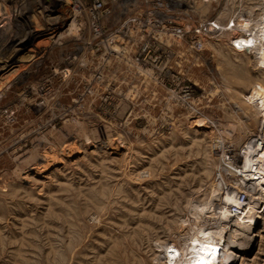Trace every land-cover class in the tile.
<instances>
[{
  "label": "rangeland",
  "instance_id": "1",
  "mask_svg": "<svg viewBox=\"0 0 264 264\" xmlns=\"http://www.w3.org/2000/svg\"><path fill=\"white\" fill-rule=\"evenodd\" d=\"M244 5L264 28V0ZM68 19L0 0V264H264V182L248 179L264 167V35L169 45L145 75L84 59Z\"/></svg>",
  "mask_w": 264,
  "mask_h": 264
},
{
  "label": "built area",
  "instance_id": "2",
  "mask_svg": "<svg viewBox=\"0 0 264 264\" xmlns=\"http://www.w3.org/2000/svg\"><path fill=\"white\" fill-rule=\"evenodd\" d=\"M54 1L67 9L70 24L73 19L83 29L84 59H93L95 55L101 60L117 57L145 75L148 66L166 56L169 45H183L192 56H197L206 40L217 43L222 33L230 34L223 43L237 51H251L257 45L256 39L250 40L255 32L244 0H225L218 12V0ZM254 1L258 11L263 0ZM199 2L211 4L216 13L199 16ZM246 38L247 43L243 40ZM93 76V81L98 82L101 73L95 72ZM90 82L87 80L88 86H92Z\"/></svg>",
  "mask_w": 264,
  "mask_h": 264
},
{
  "label": "bare ground",
  "instance_id": "3",
  "mask_svg": "<svg viewBox=\"0 0 264 264\" xmlns=\"http://www.w3.org/2000/svg\"><path fill=\"white\" fill-rule=\"evenodd\" d=\"M262 23H263V27H264V17H263V21H262ZM264 35V28H261V27H259L258 28V30L256 31V33H255V35L254 36H251L250 37V40H252V41H255V39L258 37V35ZM244 40V42L245 43H247V41H248V38H246V39H243ZM262 45V47H258V48H256V50H258L259 51V53H260V56L261 57H264V47H263V44H261ZM260 48H261V51H260ZM253 91V90H252ZM261 96V95H260ZM249 97V96H248ZM250 97H254L253 96V94L251 93V95H250ZM259 97V96H258ZM259 138L260 137H258L257 139H256V148H259L260 149V146L263 144V142H260V140H259ZM254 140V139H253ZM262 141V140H261ZM255 143V142H254ZM253 148V147H252ZM259 149H257V151L259 152ZM262 149V148H261ZM252 152H253V150H252ZM262 152V151H261ZM258 154H260V153H258ZM264 155V154H263ZM251 157V156H250ZM238 158V157H237ZM262 158V157H261ZM262 162H263V160H261ZM255 162V161H254ZM261 163V162H260ZM256 164V163H255ZM261 165H263L262 163H261ZM253 166V165H252ZM250 168H252V167H250ZM251 170V169H250ZM264 167L263 168H261V173H260V175L259 176H253V177H250L249 176V178L248 179H259V180H257L258 182L259 181H263L264 182ZM246 171V170H245ZM247 171H249V170H247ZM244 174H246V173H244ZM251 183V182H250ZM261 184H263L262 182H261ZM214 198V197H213ZM209 202V201H208ZM233 202V201H232ZM256 204V203H255ZM260 206V205H259ZM247 207V208H246ZM246 207H245V211H246V215L244 214V216H246L245 218H241L240 216V220L237 222V223H234V222H232L231 224H230V220H232V219H226L227 221H225L226 222V224H227V228L228 227H232V226H235V228H239V229H241V228H243L242 227V224L244 223V222H246V221H248L249 219H250V217H251V215L253 214V210H255V209H253V208H255L256 207V205H255V207H253V205L251 204V203H248L247 205H246ZM264 207V206H263ZM259 208V207H258ZM259 210V209H258ZM262 211H264V208H262L261 209ZM260 210V211H261ZM264 213V212H263ZM243 215V214H242ZM258 216H260V215H255V218L256 217H258ZM261 216H264V215H261ZM252 218H254V217H252ZM252 221V220H251ZM225 224V225H226ZM246 224H248V223H246ZM243 226H245V224L243 225ZM224 227H226V226H224ZM247 227V225L244 227V228H246ZM234 228V227H233ZM238 229V230H239ZM248 229V233H249V236H248V238L249 239H251V240H253V238L258 234L257 232H255V230H256V226H254V225H251V226H249V228H247ZM239 232H240V230H239ZM241 234V233H240ZM247 238V237H246ZM243 240V239H242ZM235 245V244H234ZM236 246V245H235ZM236 255V254H235ZM241 255V254H240ZM208 256V255H207ZM238 256V255H237ZM241 257V256H240ZM205 258H207L206 256H205ZM235 258V257H234ZM201 259H202V261H201ZM201 259H200V261H201V263H204L205 261L203 260L204 259V256L202 255L201 256ZM207 261V260H206ZM206 263V262H205ZM207 264V263H206ZM211 264V263H210Z\"/></svg>",
  "mask_w": 264,
  "mask_h": 264
}]
</instances>
